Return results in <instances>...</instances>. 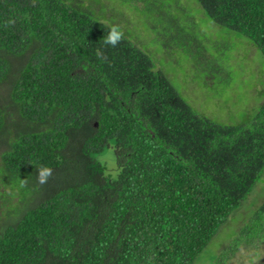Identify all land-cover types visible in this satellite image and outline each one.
Here are the masks:
<instances>
[{
  "label": "trees",
  "instance_id": "1",
  "mask_svg": "<svg viewBox=\"0 0 264 264\" xmlns=\"http://www.w3.org/2000/svg\"><path fill=\"white\" fill-rule=\"evenodd\" d=\"M111 1L0 0V264H195L231 218L246 221L218 264L261 251L264 199L238 210L264 190V89L238 125L201 115L102 9L150 15L186 48L172 1ZM196 2L264 67V0Z\"/></svg>",
  "mask_w": 264,
  "mask_h": 264
},
{
  "label": "rangeland",
  "instance_id": "2",
  "mask_svg": "<svg viewBox=\"0 0 264 264\" xmlns=\"http://www.w3.org/2000/svg\"><path fill=\"white\" fill-rule=\"evenodd\" d=\"M171 1L173 10L169 12L174 17L172 24L180 33L195 38L194 42L197 44L187 45L185 48L180 40L176 46L173 38L176 29L173 31V27L168 28L167 35L164 36L162 29L150 15L142 14L143 17L134 23V12L126 14L122 9L103 5L102 9L104 13L108 12L107 17L113 18L115 23L120 21L130 26L132 42L150 56L155 70L164 73L178 93L198 113L222 125H238L247 117L255 115L262 103L261 92L264 89L261 52L248 39L216 26L196 0ZM104 4L119 5L111 0H104ZM149 19L150 23L147 22ZM209 56L212 61L217 62L216 66L212 61H206ZM255 191L246 205L244 203L245 207L238 210L240 214L250 213L264 199V190L260 185ZM238 216L239 214L236 215ZM245 221L246 219L233 221L231 218L195 264H218L219 253L231 243L233 233ZM253 249L241 247L231 252L224 264H264V247L261 251H255L258 255Z\"/></svg>",
  "mask_w": 264,
  "mask_h": 264
},
{
  "label": "clouds",
  "instance_id": "3",
  "mask_svg": "<svg viewBox=\"0 0 264 264\" xmlns=\"http://www.w3.org/2000/svg\"><path fill=\"white\" fill-rule=\"evenodd\" d=\"M121 39H122V33L117 28H112L105 40V43L112 46H116ZM39 180L40 183L45 182L46 180L45 172L40 173Z\"/></svg>",
  "mask_w": 264,
  "mask_h": 264
}]
</instances>
